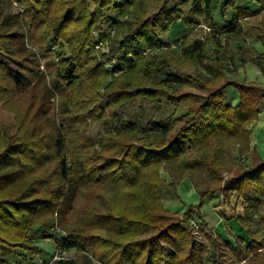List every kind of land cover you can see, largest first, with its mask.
<instances>
[{
    "label": "trees",
    "instance_id": "16d2710c",
    "mask_svg": "<svg viewBox=\"0 0 264 264\" xmlns=\"http://www.w3.org/2000/svg\"><path fill=\"white\" fill-rule=\"evenodd\" d=\"M253 1L258 11L231 4L234 21L247 19L228 32L258 37L264 45V16L251 20L264 12V0ZM5 2L24 6L43 54L54 39L68 55L59 57L53 70L61 96L55 114L35 59L23 46L20 14L5 12L0 4V107L13 113L16 124L12 135L0 127V264H13L8 259L13 255L34 264L27 256L43 254L35 241L52 239L55 222L67 230L63 247L81 253L56 264H92L85 252L100 264H264V159L250 148L249 131L259 120L264 86L229 78L234 68L228 61L236 55L225 60L224 47L212 39L203 43L196 35L185 36L178 51L142 54L163 47L162 38L175 26L188 29L201 19L213 28L211 0ZM128 9L127 21L105 16L126 15ZM95 30L106 51L95 49ZM250 56L264 74V55L250 50ZM197 65L204 73L195 72ZM228 87L238 95L234 107L224 101ZM136 99L157 105L164 99L185 113L157 120L120 113ZM95 121L105 127L96 140L89 135ZM224 140L239 143L251 159L250 166L241 162L226 178ZM161 169L171 183L161 179ZM186 178L198 202L180 217L163 207L160 193L175 194ZM216 193L241 199L243 215L235 220L248 242L237 237L232 247L203 231L207 244L196 239L190 219L196 215L206 227L202 209Z\"/></svg>",
    "mask_w": 264,
    "mask_h": 264
},
{
    "label": "rangeland",
    "instance_id": "374dc122",
    "mask_svg": "<svg viewBox=\"0 0 264 264\" xmlns=\"http://www.w3.org/2000/svg\"><path fill=\"white\" fill-rule=\"evenodd\" d=\"M1 7L4 9L5 12H10L12 14H20L19 20L22 23L23 31L25 33V38H24V47L27 50V52L31 53L35 59V65H36V71L38 72V76L43 79L46 91L48 94V100L49 104L51 105L53 111L55 114L58 113L59 111V104L61 100V96L57 91L55 90L53 86V70L57 67L58 59L63 58V56L68 55L67 50L63 47L59 46L56 42V40H49L51 41L48 42V48L49 52L43 54L41 50L34 44L33 40V31L31 30V27L29 23L27 22V19L24 17V6L19 5V4H13L12 7H8L6 5L5 0H0ZM172 7V3L170 5ZM89 9H93V6L91 3H88ZM131 10L128 9V14H121L119 12H114V13H107L105 16L106 18L108 17L107 15H112L113 18L116 16L118 20L127 21L131 19ZM115 15V16H114ZM110 16V17H112ZM256 20V19H255ZM253 20V21H255ZM206 23L199 19V22L197 25L188 28L187 31L183 35H180L177 39L173 40V34L171 32H168L165 37L162 38L163 42V47H160L156 50H149L146 49V51L143 50L142 54L146 56L147 54L151 52H155L158 54H163L165 52H170V51H178L177 50V43L179 40L183 39L185 36H190V35H196L197 38L205 43L208 39H212L218 43L222 47H224V52H223V58L226 60L231 56L230 53H225V49L227 47L226 45V40L223 35L220 33H214L215 36L213 35V30L205 25ZM251 37V36H250ZM206 52L208 55L212 56L213 53V48L209 46L208 44L206 45ZM60 54V55H59ZM230 67V66H229ZM233 68V67H232ZM200 71L204 73L202 67L200 65H197V68L195 70ZM234 71V70H233ZM230 74H228V77L231 78ZM111 78L108 77V79L105 81V84L110 81ZM229 91L228 93H232L234 90L231 87H228ZM38 92V91H37ZM22 103V102H21ZM23 107V106H22ZM121 114L123 115H131L133 113H142L144 116L145 120L148 119H153L157 120L161 117H167V116H173V117H178L182 114L185 113V110L183 108L176 107L175 105L166 102L164 99H161V102L159 105L151 103L147 100H141V99H136L132 103H128L125 107H123L120 111ZM0 127L4 130L9 135H12L15 133L16 129V124L14 121V115L12 112L8 110H4L3 108L0 107ZM105 131L104 124L99 121H95L91 124L90 130H89V135L92 139H97L98 136ZM261 135V134H260ZM223 146H224V151H225V161H226V169L225 172L223 173V177L226 178L228 174L234 172L236 170V167L241 164V162L246 163V166H250V160L242 155L240 152V144L239 143H234L230 142L228 140L223 141ZM256 147V146H255ZM251 148V147H250ZM257 152L264 157V140L258 142L257 147H256ZM246 159V162L244 161ZM160 177L166 184L171 183L172 179L170 178V175L166 169H161L160 170ZM178 187V186H177ZM160 198L162 205L165 209H167V206L169 205L167 202L170 201V203H173V205H183L181 202L178 194H177V188H176V193H172L171 191H165L164 189L161 190L160 193ZM226 201V202H225ZM83 205V197H79L75 201V207L80 210ZM185 210L184 212H176V211H170L167 209L169 212L173 213H178V215L181 217L183 216L184 213L187 211L188 205H185ZM221 207V208H219ZM243 208L244 204L242 203L241 199L236 196V194H233L229 199H226L223 197L222 202H220L217 205H214L211 211V215H213L219 225L212 224V222L205 221L206 227L201 228V222L197 219L196 215H193L191 217V224L195 225L194 227V234L196 236V239L201 241L204 245L207 244V239L204 233L209 234H218L222 237L224 241H227L232 245V247H235V239L237 237H242L246 242L249 241V238L247 237L245 231L240 227V225L236 222L235 218L237 216H242L243 215ZM56 217V214L54 215ZM58 223L55 222L49 229V232L53 235L54 237L52 239H45V240H39L35 241V245L39 247L40 249L43 250V254L40 255H35V256H27V258L32 261L34 264H40V261L42 259L48 258L56 249V238H57V232L55 231H64L67 233V230H62L59 226H57ZM53 228L55 231H53ZM204 229V230H203ZM203 231V234H202ZM67 259H72V260H77L78 257L81 255V253L77 252L76 248H70L67 250ZM86 255L89 257L91 260L92 264H100L97 260H95L93 257H91L90 252H85ZM9 261L12 262L13 264H27L24 261H21L19 258H17L15 255L9 256L8 257Z\"/></svg>",
    "mask_w": 264,
    "mask_h": 264
},
{
    "label": "crops",
    "instance_id": "0c3cea01",
    "mask_svg": "<svg viewBox=\"0 0 264 264\" xmlns=\"http://www.w3.org/2000/svg\"><path fill=\"white\" fill-rule=\"evenodd\" d=\"M229 2L230 0H211V12L213 16V28L211 29L213 30L214 36V33H220L225 37L227 45L225 53L236 55V59L228 61V65L234 68V71L230 74L232 76L230 77L238 81L253 82L264 86V74L261 73L259 67H257L256 64L250 61V50L255 51L257 54L264 55V45L261 44L258 37H236L234 33L228 32L232 27L242 26L243 22L247 19L246 17H243L234 21L233 18L235 16L236 10L231 6L232 3L236 9H243L247 11H258L259 6L253 0H232L230 3ZM224 3L227 4L223 9L222 5ZM261 16H264V12H260L255 17L251 18V20H257V18L260 19ZM176 28V26L173 27V29L169 32L175 35L179 33V36L183 35L185 32H188L187 28H181L180 26L179 29L176 30ZM208 45L213 48L211 44ZM241 52L244 53L241 58L242 60L239 62L237 59L238 54ZM228 91L229 89L226 88L223 93L224 101L229 106L234 107L238 104V95L235 90H233L232 93H228ZM249 131L251 134L250 147H257V144L261 141V138L264 140V105H262L259 120L249 127ZM261 158L264 159L262 156ZM248 159L251 160L250 157H248ZM177 194L183 205H173V203L168 201L167 203L169 205L167 206V209L170 211L184 212L183 210H185V205H192L198 202V196L195 193L190 179L186 178L182 180L181 183H179L177 187ZM222 200L223 196L219 193L208 195L205 199V204L202 209V219H204L206 222L210 220L212 224L219 225L217 221L218 217L216 219L213 215H211V211L214 205L219 204L222 202Z\"/></svg>",
    "mask_w": 264,
    "mask_h": 264
},
{
    "label": "built area",
    "instance_id": "2783aa9c",
    "mask_svg": "<svg viewBox=\"0 0 264 264\" xmlns=\"http://www.w3.org/2000/svg\"><path fill=\"white\" fill-rule=\"evenodd\" d=\"M99 23H100V21H99ZM112 33H113V30L110 31V34H112ZM93 36L97 40V42L95 44V49L106 51L104 48V42L99 40V31H97V30L93 31ZM113 66H114V63H112L110 65L111 68ZM118 74H119V71L113 72L114 76H117ZM193 226H195V225H193ZM53 231H55L54 228H53ZM55 232H57V238L55 241L56 242V249L48 258L42 259L40 261V264H56L59 261L67 260V257H66V255L68 254L67 249H65L63 247V240L66 239V233L64 231H60V230L55 231Z\"/></svg>",
    "mask_w": 264,
    "mask_h": 264
}]
</instances>
